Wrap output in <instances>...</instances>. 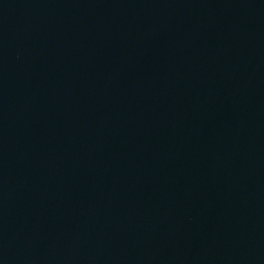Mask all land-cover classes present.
<instances>
[{"label": "water", "instance_id": "water-1", "mask_svg": "<svg viewBox=\"0 0 264 264\" xmlns=\"http://www.w3.org/2000/svg\"><path fill=\"white\" fill-rule=\"evenodd\" d=\"M0 264H264V0H0Z\"/></svg>", "mask_w": 264, "mask_h": 264}]
</instances>
